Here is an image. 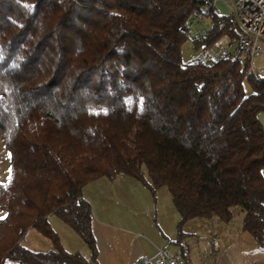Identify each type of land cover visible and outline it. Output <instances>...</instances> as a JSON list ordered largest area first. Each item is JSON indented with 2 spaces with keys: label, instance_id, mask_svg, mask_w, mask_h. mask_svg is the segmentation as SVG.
<instances>
[{
  "label": "trees",
  "instance_id": "trees-1",
  "mask_svg": "<svg viewBox=\"0 0 264 264\" xmlns=\"http://www.w3.org/2000/svg\"><path fill=\"white\" fill-rule=\"evenodd\" d=\"M196 0H0V264H97L87 183L126 174L166 186L182 224L228 222L264 247V72L222 56L183 61L241 29L209 14L206 32L180 29ZM57 215L89 255L59 246ZM30 226L54 247L20 244ZM181 255V254H180ZM182 256V255H181ZM183 257V256H182ZM184 258V257H183Z\"/></svg>",
  "mask_w": 264,
  "mask_h": 264
},
{
  "label": "crops",
  "instance_id": "crops-1",
  "mask_svg": "<svg viewBox=\"0 0 264 264\" xmlns=\"http://www.w3.org/2000/svg\"><path fill=\"white\" fill-rule=\"evenodd\" d=\"M124 175L117 174L111 180L96 178L82 190L91 206L90 230L97 250V264H136L141 256L155 255L159 247L179 252L188 264H264V247L259 246L248 231L241 229V215L235 222L233 217L228 222L188 219L182 224L179 242H175L179 215L169 201L166 200V210L157 223L154 214L143 219L134 217L130 209L140 203L138 194L142 193L146 200L149 194L140 182ZM1 215L0 212V218ZM149 220L156 224L155 233L147 231L152 227ZM56 224L58 232L65 229L59 222ZM75 245V252L83 249L81 254L89 255L88 248L77 240Z\"/></svg>",
  "mask_w": 264,
  "mask_h": 264
},
{
  "label": "built area",
  "instance_id": "built-area-1",
  "mask_svg": "<svg viewBox=\"0 0 264 264\" xmlns=\"http://www.w3.org/2000/svg\"><path fill=\"white\" fill-rule=\"evenodd\" d=\"M199 6L191 11L184 21L182 32L188 34L196 31V27H202L205 19L211 15H220V10L216 6L221 2L231 10L227 15L230 19L235 20L241 34L230 47L226 44H218L204 49L203 56L198 61L212 63L222 56H228L231 61L248 63L251 72L258 71L251 63L253 57L261 54L264 49V0H196ZM206 25V24H205ZM208 26L202 27L203 35ZM200 30L197 32L199 33ZM200 34V33H199ZM217 43V42H216ZM215 43V44H216ZM259 72H264L261 68ZM136 264H188L179 252L170 251L164 247H159L153 256H141L137 259Z\"/></svg>",
  "mask_w": 264,
  "mask_h": 264
},
{
  "label": "rangeland",
  "instance_id": "rangeland-1",
  "mask_svg": "<svg viewBox=\"0 0 264 264\" xmlns=\"http://www.w3.org/2000/svg\"><path fill=\"white\" fill-rule=\"evenodd\" d=\"M230 1H232V0H230ZM216 6L218 7V9L220 10V13L222 15H229L231 13V10L228 7L224 6L221 2H217ZM231 20H233V19H231ZM205 24L207 26L210 24V18L209 17H207L205 19ZM205 24H203L202 27H206ZM202 27H200V25H198L196 27V31L191 33V36H193V35L201 36ZM199 30H200V32H199L200 34L197 33ZM228 42L229 41H227V37H223L216 44H212L213 45L212 47H214L215 45H218V44L222 45L223 43L226 45H229L230 43H228ZM203 54H204V49L202 50L201 47L194 48L193 43L191 41V38L186 37L183 40V42L180 46V56H181V59L183 61L198 60L203 56ZM251 63L258 71H260L261 68H264V49H262L261 54L252 58ZM257 117L261 121L262 125H264V111H258ZM10 171H11V166H10L9 152L6 149V147L4 146L3 140L0 136V183H5L9 179ZM124 176L129 177L127 175H124ZM82 190H83V188H82ZM145 190L149 194V199L146 200V197L144 198L142 193L138 194V198H139L140 203L137 205L131 206L130 213L138 219H143V217L149 218L151 215L154 214L156 216V223H157L158 220L161 219V213L165 212V210H166V208H165L166 200H167V202L169 201V204L170 203L173 204L172 199L170 197V193H169L166 186H161V187L157 188L153 194L150 192L149 189L146 188ZM150 195H151V197H150ZM153 199H155V200L153 201ZM0 212L2 214L1 217H3L5 214L4 211L2 209H0ZM240 215H241V213L235 212L233 215V222H235V220H237L240 217ZM47 220H48V222L51 221V222H49V225L54 230H56L55 227H57L56 222H59V224H61V226H63L65 228L64 230H60V232H58V230H56L57 231L56 234L58 236V243H59L60 247H62L63 249H65L67 251L75 252L74 251L76 249L75 248L76 247L75 242L77 240V242L79 244H82L87 249V246L84 243L83 239L72 228H70L68 225H66L57 215L51 214V216L49 217V219L47 218ZM149 222H150V220H149ZM150 223H151L152 227H151V229H148L147 231L149 233L150 232L155 233L156 228H154V227H156V224H154L153 221H151ZM149 227H150V225H149ZM174 240H176V238ZM69 243H71V244H69ZM165 243H166V245L173 246L172 244H169L167 242H165ZM20 244H22L23 246H25V247L29 248L30 250H33V251H45V250H48V249L54 247L51 239L45 237L42 233H40L33 226H30L26 229L24 235L20 238ZM78 251H80V253H84V252H82L83 249L78 250ZM82 255L88 256V254H86V253L82 254Z\"/></svg>",
  "mask_w": 264,
  "mask_h": 264
}]
</instances>
